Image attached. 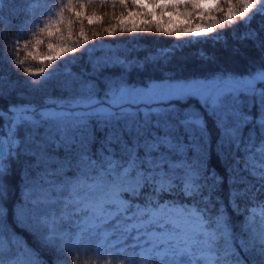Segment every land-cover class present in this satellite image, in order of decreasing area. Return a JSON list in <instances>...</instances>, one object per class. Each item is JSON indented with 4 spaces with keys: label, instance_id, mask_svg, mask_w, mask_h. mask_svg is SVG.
<instances>
[{
    "label": "snow or ice",
    "instance_id": "1",
    "mask_svg": "<svg viewBox=\"0 0 264 264\" xmlns=\"http://www.w3.org/2000/svg\"><path fill=\"white\" fill-rule=\"evenodd\" d=\"M109 4L117 23L89 36L84 21L101 17L87 9ZM152 25L226 48L230 36L228 56L250 70L144 78L174 49L89 45ZM0 101V264H69L74 249L122 264H264V0H0Z\"/></svg>",
    "mask_w": 264,
    "mask_h": 264
},
{
    "label": "trees",
    "instance_id": "2",
    "mask_svg": "<svg viewBox=\"0 0 264 264\" xmlns=\"http://www.w3.org/2000/svg\"><path fill=\"white\" fill-rule=\"evenodd\" d=\"M59 2H61V0H58V3ZM62 2H66V0H62ZM93 10H95L96 14L101 17V20L94 22L92 25H88L87 21H84L85 31L89 36L92 35L93 31H102L103 28L107 27L110 23H117L116 20L112 19V15L123 11L120 7L113 9L111 4L107 6H97L95 9L91 7L87 9L89 14H91ZM216 15L218 18L221 16L220 13H216ZM259 19L260 18L257 17V20ZM182 20H184V18H181V21ZM188 23L194 27L197 24L207 25L209 22L201 21L197 17L193 16L188 18ZM253 26H256L255 20L253 21ZM78 27L79 26L77 25V30ZM151 27L153 30L149 33H122L117 31L115 37H108L106 35L93 37V39L89 41V45L112 43L113 47L123 48L126 46V43L130 44L135 42L145 50H150L155 55H159L162 49H174V52H172L166 60L163 57L161 58V65L159 69H147L144 78L148 75H160L161 72L184 78H203L211 77L214 73L218 72L243 73L250 70V61L247 58H231L228 56L227 53L234 44L230 36L226 37L228 39V46L226 48L223 39L213 40L207 39L206 37L190 39L187 38V36H181L178 38L175 36H167L165 33H156L155 25H152ZM230 27L231 26L225 24L224 29L216 28L214 31L217 33H227ZM32 31V28L25 29L24 35L19 38L21 44H23L24 40L32 38ZM133 37H137L138 39L133 41ZM139 37H143V39H139ZM46 43L47 40L45 38V43L39 46V52L42 54L47 52ZM174 44H176V46H174ZM5 50L7 51V43H5ZM24 55L25 50L21 48L20 57L23 58ZM73 55L79 56L80 51L78 50V53L76 54H69L70 57ZM247 55L255 57L256 53L249 49ZM37 66H39V64L36 61L31 60L27 61L24 65V67ZM88 67L89 65L87 63V59L85 58L79 60L74 65H71V70L74 72H82L85 69H88ZM12 78L15 79V74H12ZM133 78L137 80L141 79V77L136 76V74H133ZM48 92L50 94L59 95V93L52 87L48 89ZM25 98L38 103L41 96L31 94ZM6 102L7 101H0V106ZM227 191L228 186L227 183H225L221 191V196L226 198ZM234 223L238 224V221L234 219ZM18 234L23 237V239L31 243V238L27 235V233L19 232L18 230ZM74 257H78V259H73ZM68 259L69 264H108L109 261L111 264H122L124 261V257L119 255L110 257L107 252L103 253V255H97L95 251L85 252L83 250L75 249L71 254H69Z\"/></svg>",
    "mask_w": 264,
    "mask_h": 264
},
{
    "label": "rangeland",
    "instance_id": "3",
    "mask_svg": "<svg viewBox=\"0 0 264 264\" xmlns=\"http://www.w3.org/2000/svg\"><path fill=\"white\" fill-rule=\"evenodd\" d=\"M202 25H205L206 26V24H202ZM195 27V26H194ZM217 32H213V33H208L207 34V37H213L215 34H216ZM187 38H190V39H196V38H205V36H203V35H201V36H194V35H189V36H187ZM174 46H176V44H174Z\"/></svg>",
    "mask_w": 264,
    "mask_h": 264
}]
</instances>
